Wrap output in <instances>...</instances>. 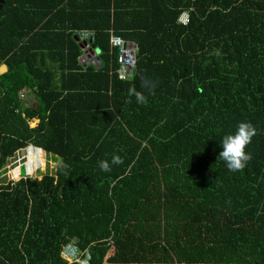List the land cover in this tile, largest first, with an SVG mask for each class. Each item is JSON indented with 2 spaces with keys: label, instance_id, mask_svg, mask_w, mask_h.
<instances>
[{
  "label": "trees",
  "instance_id": "16d2710c",
  "mask_svg": "<svg viewBox=\"0 0 264 264\" xmlns=\"http://www.w3.org/2000/svg\"><path fill=\"white\" fill-rule=\"evenodd\" d=\"M78 30L98 50L85 66ZM109 30L137 46L129 79L115 77ZM0 64V169L27 146L56 160L52 174L0 178V264H66L70 239L102 264L143 206L237 262L261 255L264 0H0ZM240 122L257 129L252 160L229 172L218 154ZM113 154L123 163L101 171Z\"/></svg>",
  "mask_w": 264,
  "mask_h": 264
},
{
  "label": "rangeland",
  "instance_id": "374dc122",
  "mask_svg": "<svg viewBox=\"0 0 264 264\" xmlns=\"http://www.w3.org/2000/svg\"><path fill=\"white\" fill-rule=\"evenodd\" d=\"M31 101L26 99L24 102L29 104ZM42 152L30 146L17 150L7 160L5 166L0 169V178L15 181L19 177H25V175L34 177L45 173L52 174L56 160L54 162L50 153L47 155L50 159L48 160L45 157V152L44 154ZM41 155H43V160L45 161L42 165ZM27 162L29 165H27ZM18 166H22L23 169L21 168V170L23 173L15 178L13 168L16 169ZM158 205H160L159 201ZM140 208L137 209L138 211L140 210L138 212L140 219L137 220L139 228H128L129 238L122 239L119 247H115V244L110 246L102 264L129 263L135 257L137 258V264H236L235 260L231 258L233 255L227 251L225 246H223V251H221L218 249L219 244L214 247L213 244H208L204 240L199 243V236L194 238L195 243L190 238H181L179 236L181 230L176 231L175 224H160L153 217L154 215L149 214L150 209L147 206ZM198 247L200 248V255L193 260L194 251ZM118 252L120 255L117 254ZM121 255H125V262L119 261ZM188 259L189 261H187Z\"/></svg>",
  "mask_w": 264,
  "mask_h": 264
},
{
  "label": "clouds",
  "instance_id": "9594fccd",
  "mask_svg": "<svg viewBox=\"0 0 264 264\" xmlns=\"http://www.w3.org/2000/svg\"><path fill=\"white\" fill-rule=\"evenodd\" d=\"M141 87L149 94H154L156 84L145 77L141 80ZM128 96H135L136 102L141 105L148 102L147 96L137 91L134 86L128 89ZM128 102L130 103L131 100ZM256 135L257 129L253 124L250 122H240L234 133L223 136L221 141L222 151L219 152L218 157L225 163L229 172L243 171L252 160V155L246 151V148ZM122 163L123 159L119 155L113 154L110 163L107 160H102L98 166L101 171L110 172L112 165H120Z\"/></svg>",
  "mask_w": 264,
  "mask_h": 264
},
{
  "label": "built area",
  "instance_id": "2783aa9c",
  "mask_svg": "<svg viewBox=\"0 0 264 264\" xmlns=\"http://www.w3.org/2000/svg\"><path fill=\"white\" fill-rule=\"evenodd\" d=\"M177 21L181 24H185L187 22V12L185 10L181 11L178 15ZM76 34L79 42L83 40L86 41L91 36L92 31L78 30ZM108 44L110 49L114 48L116 50V67L113 71L115 77L121 80L129 79L136 60L137 46L135 42L109 31ZM59 257L66 264H88L91 254L88 248L81 250L76 245L74 239H70L62 244L59 250Z\"/></svg>",
  "mask_w": 264,
  "mask_h": 264
},
{
  "label": "crops",
  "instance_id": "0c3cea01",
  "mask_svg": "<svg viewBox=\"0 0 264 264\" xmlns=\"http://www.w3.org/2000/svg\"><path fill=\"white\" fill-rule=\"evenodd\" d=\"M109 31H112V30H109ZM108 31V32H109ZM115 33V32H114ZM88 48V47H87ZM98 53V50H95V55ZM93 56V57H87V55L86 54H82L81 56H79V58H78V62L79 63H82V65L83 66H85L88 62H90V63H93V61H96L97 60V57L96 56ZM99 63V62H98ZM1 65V64H0ZM5 68H6V66H5ZM33 103V101H31V103L30 104H32ZM33 123H35L34 122V120H32L29 124L31 125V124H33ZM32 126V125H31ZM262 133H263V135H264V130L262 131ZM46 153V152H45ZM264 161V160H263ZM18 168H20L19 166L16 168V169H18ZM13 170H14V168H13ZM260 243V245H264V239L261 241V242H259ZM259 243H254V244H247V245H254V246H258L259 245ZM256 260H263V262H264V249L261 251V255L260 254H254V255H252V256H250V255H248V256H245V258H244V260L243 261H241V262H237V261H235V263L236 264H261V263H263V262H257ZM119 264H137V258L135 257V258H133L129 263H119Z\"/></svg>",
  "mask_w": 264,
  "mask_h": 264
},
{
  "label": "water",
  "instance_id": "95a60500",
  "mask_svg": "<svg viewBox=\"0 0 264 264\" xmlns=\"http://www.w3.org/2000/svg\"><path fill=\"white\" fill-rule=\"evenodd\" d=\"M91 42V38L89 37L86 41L83 40L80 43L82 45L80 48L84 51V54L87 55V57H93L95 55V50H92L91 48H87L88 44ZM6 70L5 65L1 64L0 65V74Z\"/></svg>",
  "mask_w": 264,
  "mask_h": 264
}]
</instances>
